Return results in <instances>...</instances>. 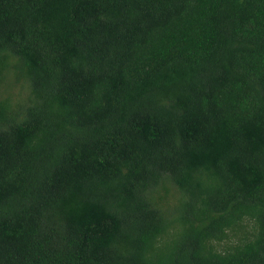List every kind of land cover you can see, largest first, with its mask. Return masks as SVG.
<instances>
[{
  "label": "trees",
  "instance_id": "obj_1",
  "mask_svg": "<svg viewBox=\"0 0 264 264\" xmlns=\"http://www.w3.org/2000/svg\"><path fill=\"white\" fill-rule=\"evenodd\" d=\"M0 264H264V0H0Z\"/></svg>",
  "mask_w": 264,
  "mask_h": 264
},
{
  "label": "rangeland",
  "instance_id": "obj_2",
  "mask_svg": "<svg viewBox=\"0 0 264 264\" xmlns=\"http://www.w3.org/2000/svg\"><path fill=\"white\" fill-rule=\"evenodd\" d=\"M13 85H12V90L15 88V85L19 83V81H15L13 80ZM251 227H252V222L249 219H246L244 221L243 224V228L249 233V231H251ZM240 238V232L237 231H228V236L220 241H216L215 247L217 249H225L228 248L232 243H234L235 241H237Z\"/></svg>",
  "mask_w": 264,
  "mask_h": 264
}]
</instances>
